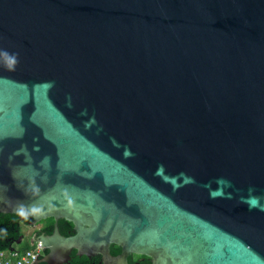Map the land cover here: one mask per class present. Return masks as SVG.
Segmentation results:
<instances>
[{"label": "water", "instance_id": "1", "mask_svg": "<svg viewBox=\"0 0 264 264\" xmlns=\"http://www.w3.org/2000/svg\"><path fill=\"white\" fill-rule=\"evenodd\" d=\"M0 50V212L55 220L30 264H264V0H0Z\"/></svg>", "mask_w": 264, "mask_h": 264}, {"label": "trees", "instance_id": "2", "mask_svg": "<svg viewBox=\"0 0 264 264\" xmlns=\"http://www.w3.org/2000/svg\"><path fill=\"white\" fill-rule=\"evenodd\" d=\"M31 218H26L22 221L18 219L15 214H8V213H1L0 212V250L1 249H11L16 248L20 251H25L27 249L32 248L33 244L30 242V237H26V240H23V232H22V223L25 221H29ZM49 221L52 222L53 218H49ZM72 223L62 219L58 222V228L61 234L69 235L72 233L68 230L72 229ZM47 232H51V229H47ZM22 237L20 243H17V239ZM110 252L112 254H117L119 252V247L115 245L110 246ZM46 250H43L44 256ZM70 259L68 260L67 264H96L99 261V256H91L87 257L85 255H77L75 251H73L70 255ZM37 264H46L43 261H39ZM141 264H150L148 259Z\"/></svg>", "mask_w": 264, "mask_h": 264}, {"label": "flooded vegetation", "instance_id": "3", "mask_svg": "<svg viewBox=\"0 0 264 264\" xmlns=\"http://www.w3.org/2000/svg\"><path fill=\"white\" fill-rule=\"evenodd\" d=\"M61 220L62 219L57 220V226H58V222H60ZM54 224H55V220L53 219V221L50 222L49 218L42 219V220L36 222L35 224H30V220L25 221L24 223H22V225L27 227V231L29 230V233H27V234L23 233V238L25 235L26 237L29 236L30 240H31L32 238H37L40 235L50 234L53 230ZM47 229H51V232H47L48 231ZM68 231L69 232L73 231V226H72V229H70ZM119 252H120V249H119ZM71 253H70V255H71ZM113 255H116V254H113ZM95 256H99V255H95ZM145 259H148L150 262V259L144 255L130 254L127 256L128 264H141L145 261ZM96 264H102L100 257H99V261Z\"/></svg>", "mask_w": 264, "mask_h": 264}, {"label": "built area", "instance_id": "4", "mask_svg": "<svg viewBox=\"0 0 264 264\" xmlns=\"http://www.w3.org/2000/svg\"><path fill=\"white\" fill-rule=\"evenodd\" d=\"M43 255V250L38 241L33 243L32 248L20 251L16 248L0 250V264H30L35 255Z\"/></svg>", "mask_w": 264, "mask_h": 264}, {"label": "clouds", "instance_id": "5", "mask_svg": "<svg viewBox=\"0 0 264 264\" xmlns=\"http://www.w3.org/2000/svg\"><path fill=\"white\" fill-rule=\"evenodd\" d=\"M18 55V53H8L7 51L0 50V57L3 58L2 63L7 71H15L16 65L19 62ZM17 211L21 217L26 219L29 212L35 213L38 212L39 209L35 206L28 207L25 205H20Z\"/></svg>", "mask_w": 264, "mask_h": 264}, {"label": "rangeland", "instance_id": "6", "mask_svg": "<svg viewBox=\"0 0 264 264\" xmlns=\"http://www.w3.org/2000/svg\"><path fill=\"white\" fill-rule=\"evenodd\" d=\"M22 232L24 234H27V233H29V230L27 231V227L22 225ZM23 240H26V236L25 235H24V239Z\"/></svg>", "mask_w": 264, "mask_h": 264}]
</instances>
